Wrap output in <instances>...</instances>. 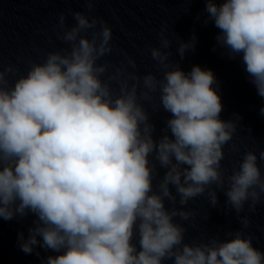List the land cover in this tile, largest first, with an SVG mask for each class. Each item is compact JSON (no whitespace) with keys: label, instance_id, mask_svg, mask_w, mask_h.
I'll return each mask as SVG.
<instances>
[{"label":"clouds","instance_id":"clouds-1","mask_svg":"<svg viewBox=\"0 0 264 264\" xmlns=\"http://www.w3.org/2000/svg\"><path fill=\"white\" fill-rule=\"evenodd\" d=\"M97 2L59 13L54 31L67 47L29 61L20 75L0 64V218L36 217L27 239L18 235L20 250L59 253L42 264H264L245 232L264 202V150L245 151L228 173L224 147L241 117L220 118L212 70L194 65L185 73L173 62L167 25L149 49L157 72L139 75L126 53L114 65L106 59L112 26L91 14ZM204 11V23L219 29L217 44L242 58L264 98V0H205ZM195 40L179 41L181 60ZM161 109L170 118L156 139L150 117ZM218 192L241 227L186 242L182 222L198 215L189 202L206 193L220 207Z\"/></svg>","mask_w":264,"mask_h":264}]
</instances>
